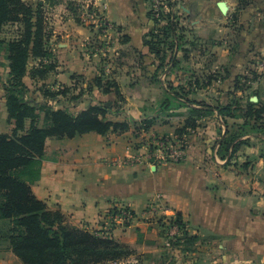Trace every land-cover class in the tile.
<instances>
[{
	"label": "crops",
	"instance_id": "0c3cea01",
	"mask_svg": "<svg viewBox=\"0 0 264 264\" xmlns=\"http://www.w3.org/2000/svg\"><path fill=\"white\" fill-rule=\"evenodd\" d=\"M108 1L110 3L107 12L108 20L110 19L115 26V30L112 32V46L108 50L111 52L110 56L113 55L116 58V65L111 71L105 72L110 56L107 53H102L101 44H96V48H92L90 43L92 39H97L101 43L102 35L97 32L96 28L76 21L72 16L73 12L68 11L70 5H66L65 0H58L52 6L54 10L51 8V12L48 13L50 26L47 27L50 34L49 48L54 54L56 62L55 69L50 71L44 79L33 78L27 74L24 77L26 84L38 82L74 86L77 80H82V84L87 86L88 82L96 76L102 77L104 82L110 78L120 85L121 98L116 92L104 93L102 89L94 87L93 90H88L86 93L90 96H86L84 93V97L88 100L87 106L92 103L90 100L94 98H111L115 105H119L120 101L129 100L126 88H133L131 89L134 92L133 95L140 102L135 108L136 116L134 115V118L143 114L152 118L158 113V103L161 98L173 97L174 89L181 90V99L184 100V104L156 117L153 124L165 120L168 127L170 126L176 132L191 117L192 107L202 111L200 116H196L198 123L196 129L211 126L217 132L219 130L222 135L219 138H217L218 135L213 138L214 157L207 159L214 162V172L210 173L207 179L210 181L209 186L204 184L203 172H197L196 175L199 178H194L185 171H180L176 179L173 178L167 182L166 186L169 187V190L166 189V192L171 194L181 192V189L187 192L195 188L213 187L214 195L220 198L225 190L232 189L235 193L238 189L245 187L244 173L248 174L246 180L249 184L247 186L251 185L252 180H259L261 183L259 182L258 185L263 188L264 134L246 126L244 134L235 141L242 140L235 152L231 148L228 153L222 154V151L225 152L222 147L225 138L233 130L243 127L247 119L242 115L238 117L224 115L218 106L232 103L234 108L237 106L233 104L235 100L240 102L243 110L249 102L262 105L263 101L258 102V100L259 97H264V83H262L264 60L261 59L264 57V48H255L257 43L255 45L249 39V34L257 29L264 31V24L259 19L252 20L256 19L252 15L253 13L250 15V12L241 9V0L230 2L222 0L228 7L226 12L220 10L218 6L221 0H215V2L214 0H179L174 10L173 8L169 9V13L173 11L177 17L173 37L174 48L170 49L168 46L165 65L160 68V57L152 51L146 42L149 34L156 28V24L151 18L148 0ZM40 3L46 4V2ZM231 7H234L233 10ZM236 7L240 9L234 10ZM219 36L224 37L220 40ZM253 45L255 46L252 47ZM1 56L0 133H3L10 132L13 125L9 120L3 87V84L10 78L9 59L4 51ZM33 63L36 62L33 61ZM162 69L165 70L164 73ZM207 77H211L210 82ZM204 79L209 82L208 85L203 87L196 85L197 80L203 81ZM156 82L159 85L156 88L152 87ZM144 85L153 90L147 96L140 94V88ZM41 92L43 94V91ZM92 94L94 97L91 96ZM253 97L258 99L252 100ZM41 98L43 97L41 96ZM42 101L45 102V100ZM204 102L212 106L206 107L202 104ZM120 113L115 112L112 115L118 117ZM116 117L112 119L127 120L125 117L119 116L117 119ZM110 133L102 135L89 132L72 138H48L47 153L42 164L41 174L33 183L35 194L44 200L48 207L61 210L74 221L76 219L73 222L70 218V222L79 226L82 223L78 222L85 218L84 222L90 221L89 229L106 230L105 214L110 212L114 206L113 202L119 201L122 197L132 199L128 202L133 209L144 206L148 203L151 194L154 193L157 183V173L148 175L145 180L143 179L144 181L138 184L134 181L132 186H128V182L124 183L123 169L111 165L110 159L115 155L125 154L127 152L126 145L120 143V137L117 134L113 135L114 142L106 145V137ZM253 139L260 140L261 143L256 145L257 143L255 144ZM255 145L257 146L256 152L255 148L251 149ZM61 149H64V154L54 155L52 153L54 150ZM200 159L204 160V157ZM227 159L231 164L246 168L240 175L242 180L236 178V185L229 180L239 177V175L230 172L231 177L228 176V169L232 166L226 165ZM184 174L188 178L184 177ZM185 179L188 181L183 184L182 181ZM238 192L241 191L238 190ZM214 208L218 210L217 206ZM178 210L183 211L182 209ZM80 216L81 218H78ZM230 217L233 215L227 216L226 220L229 221ZM135 225L139 227L138 224L135 223ZM117 226L114 231L112 226L107 231L113 232L115 235V231L121 227ZM215 226L216 224H214ZM129 228H126L124 232H128ZM121 229L125 230L124 227ZM5 252H10L15 259L21 261L11 250H0V259L5 257Z\"/></svg>",
	"mask_w": 264,
	"mask_h": 264
},
{
	"label": "trees",
	"instance_id": "16d2710c",
	"mask_svg": "<svg viewBox=\"0 0 264 264\" xmlns=\"http://www.w3.org/2000/svg\"><path fill=\"white\" fill-rule=\"evenodd\" d=\"M48 1L55 4L58 0ZM170 5L173 6L174 2ZM160 17L167 22L160 27L156 25L146 42L160 57V68H163L166 49L168 46L174 48L177 22L174 12H160ZM153 18L157 23V17ZM10 25H14L16 31L13 37L6 39L3 34ZM47 27L44 3L0 0V53H6L10 66V78L3 87L9 120L13 125L10 132L0 133V250H11L24 264H105L119 261L133 253L129 245L104 231L101 233V230L94 231L70 222L61 210L48 207L33 190V183L40 177L46 158L48 138H72L89 132L102 135L123 133L132 127L131 120L119 121L110 117V114L122 110V105H115L114 102L110 105L104 101L92 102L86 108L72 112L67 107L55 108L48 102L25 97L28 88L24 77L29 74L33 78L44 79L56 66L54 54L49 48ZM208 78L210 82L211 77ZM209 82L197 80L196 85L203 87ZM80 83L82 80H77L73 87L62 85L59 92L51 90L48 83H43L41 90L45 95L57 97L59 93L67 95ZM94 87L104 93L116 92L121 98L120 85L110 78L104 82L102 77H94L87 86H83L82 94L86 88L91 91ZM80 96L73 93L72 97L75 100ZM181 97L182 91L174 89L173 97L161 98L158 113L144 120V127L149 130L156 117L183 105ZM202 104L212 106L205 102ZM233 104L237 106L233 108L230 103L218 107L224 115H242L247 121L225 138L222 144L225 152L222 151V154L228 153L231 148L235 152L242 140L235 141L244 134L246 126L264 134V106L249 102L243 110L237 100ZM190 111L191 117L176 131L179 137L198 126L196 119L202 111L192 107ZM110 214L114 216L111 217L114 226L116 216H122L124 210L114 204ZM178 215L181 216V213ZM176 222L179 227L174 237L187 251L188 246L200 236L181 220Z\"/></svg>",
	"mask_w": 264,
	"mask_h": 264
},
{
	"label": "rangeland",
	"instance_id": "374dc122",
	"mask_svg": "<svg viewBox=\"0 0 264 264\" xmlns=\"http://www.w3.org/2000/svg\"><path fill=\"white\" fill-rule=\"evenodd\" d=\"M27 1L46 2V18L49 16L48 13L51 12V8H53V4L48 0ZM225 1L230 2L232 0ZM68 2H72V4ZM148 2L150 4L151 16L153 15L151 18L155 22L153 17H157V23L155 22V24L157 27H160L163 23L167 22V19L160 17V12L168 13L170 8L174 10L179 0H148ZM155 2L159 4L155 6ZM172 2H174L173 6L170 5ZM241 2V9L250 12V15L253 13L252 15L256 17V19L252 20L256 21L259 19L264 24V0H241ZM65 3L66 5H70V9H67L70 12L76 13L79 9L98 10L108 17L107 12L110 7L108 0H65ZM238 9L240 8L236 7L234 10ZM47 20L49 22L48 24H50L49 19ZM174 20L177 21V17ZM109 23V27L105 28L108 30L106 34L96 29L102 35L103 40L101 43H107V51L105 53L110 56L111 52L108 50L112 46V32L115 30V26L110 19ZM15 31L16 28L14 25H10L5 29L3 37L9 39L14 36ZM263 33L264 31L257 29V31L249 34V39L255 45L257 43L255 48H264ZM223 37L219 36L220 40ZM90 43L94 45L101 44L97 39L90 40ZM261 59L264 60V57H261ZM107 61L105 67L106 73L111 71L113 66L116 65V58L112 55ZM262 70H264V67ZM164 71L162 69L163 73ZM29 82L31 81L29 80ZM262 83H264V80H262ZM48 84L51 90L58 92L62 85H66ZM157 85H159L158 82L152 87L156 88ZM83 86L80 83L78 87L72 88L67 95L59 93L57 97H51L44 93L42 94L41 91L43 90L41 88L43 86L41 83L31 82L27 85L28 89L25 97L30 100H45V102H48L55 108L67 107L72 112H77L84 109L88 104L87 98L84 97L81 91ZM131 89L133 88H126V94L129 100H119L123 106L121 108L122 110L119 111L121 112L119 116L125 117L127 121L131 120L132 129L121 134L110 133L108 135L109 137H106V145H110L111 142H114L113 135H119L120 143L126 145L127 152L123 155L119 154L111 157L110 164L123 169L124 183L128 182V186H132L134 181L137 184L144 181L148 175L157 173L156 175L158 177L156 178L157 183L154 187V193L151 194L148 203L144 206L139 208L134 207L135 209H133L128 202V200L131 201L132 199L122 197L119 201L113 202L120 209L124 210L122 216H116L115 218L119 223L115 221L116 225L112 226L111 217L114 216L110 212H107L105 214V220L107 222L106 230L90 227L94 231L101 230V233L102 231L108 233L116 240L129 245L131 250H133L132 254L122 260L109 261L105 264H264V187L260 188L258 185L261 181L252 180L251 185L247 186L249 184L246 180L248 174L244 173L246 168L237 166L234 163L231 164L229 159H227L226 165L232 166V168L228 169V176L231 177L230 172H234L240 177L237 176L229 180L231 183L235 184L237 181L236 178L242 180L240 175L244 173L245 187L238 189L241 192L237 190V192L233 193L232 189L225 190L222 193L223 200L222 196L217 198L214 195L213 187L206 189L195 188L187 192L181 189V192L168 194L166 192V189L169 190V187L166 186L167 182L173 178L176 179L180 171H185L190 177L194 176V178H199L196 175L197 172H203L204 184H208L209 186L210 181L207 179L209 178V174L214 172V162L207 159L214 157L215 144L213 138L217 135V138H219L222 133L219 130L217 132L214 127L210 126L208 128L200 127V129L190 130V132L179 137L170 126L168 127L165 120L155 122L148 130L143 125V121L149 117L147 114L134 118L136 113L135 108L140 102L133 95L134 92ZM87 91L88 88L84 91L85 95L90 96V94H86ZM152 91L148 89L147 85L140 88V94L142 96H147ZM73 93L81 94L80 98L73 100ZM1 101L2 98L0 97V105L2 103ZM102 101L110 105L113 100L111 98H94L90 100L93 103H100ZM260 101H263L261 103L264 106V97H259L258 102ZM110 117L114 119L116 116L110 114ZM253 142L255 144L257 143L256 145L261 143L257 139H253ZM256 145L251 147V149H256L255 152L257 151ZM63 151L64 149L54 150L52 153L54 155L64 154L65 152ZM176 152H180L181 155L178 157ZM202 157H204V160L200 159ZM251 158L253 157L251 156ZM184 177L188 178L185 174ZM187 181L185 179L182 183L184 184ZM254 181L256 182L253 183ZM262 184L264 183L262 182ZM126 206H128L127 208L129 210H126ZM214 206H217L218 210ZM178 209H182L183 211ZM180 212L181 216L178 215ZM231 215L233 217H230L229 221L226 220V217ZM70 218L68 217L69 221ZM78 218H81V216ZM71 220L73 222L76 221L73 218ZM85 220L84 218L78 223H82L81 226L83 227H88L90 221L84 222ZM177 220L184 222L192 232L198 233L200 236L196 242L188 246L189 249L187 251L184 250L185 247L181 243L176 242L174 237L179 227V224L176 222ZM91 222L93 223V221ZM214 224H216L215 227ZM117 225L124 227L125 230H122L120 227V231H115V235L113 232L107 231L111 226L114 231ZM126 228H129L128 232H124ZM16 260L10 252H5V257L0 259V264H24L22 261Z\"/></svg>",
	"mask_w": 264,
	"mask_h": 264
},
{
	"label": "built area",
	"instance_id": "2783aa9c",
	"mask_svg": "<svg viewBox=\"0 0 264 264\" xmlns=\"http://www.w3.org/2000/svg\"><path fill=\"white\" fill-rule=\"evenodd\" d=\"M154 4H155V6H157L159 3L155 2ZM72 16H74L76 21H78L79 23L86 25V26H89V27L97 28V29H99L100 32H102V33L105 32L104 34H106L108 31L105 29V28H108L109 24H110L108 17L105 16L101 11L79 9L78 12H76V13L73 12ZM46 19H48V17ZM47 22H48V20H47ZM49 25L50 24H48V26ZM106 45H107L106 42H103L100 45V49H101L102 53H104V54H106L105 52L107 51ZM92 48H96V45L92 44ZM176 154L178 157L181 155L180 152H176Z\"/></svg>",
	"mask_w": 264,
	"mask_h": 264
},
{
	"label": "water",
	"instance_id": "95a60500",
	"mask_svg": "<svg viewBox=\"0 0 264 264\" xmlns=\"http://www.w3.org/2000/svg\"><path fill=\"white\" fill-rule=\"evenodd\" d=\"M218 6H219L220 10H222L223 12H226V10L228 9V7H227L225 1H220V2L218 3ZM257 99H258L257 97H253V98H252V100H255V101H256ZM106 105H109V103H106Z\"/></svg>",
	"mask_w": 264,
	"mask_h": 264
}]
</instances>
